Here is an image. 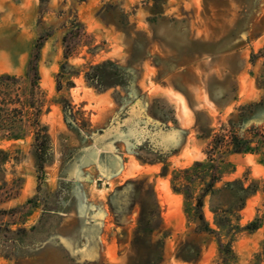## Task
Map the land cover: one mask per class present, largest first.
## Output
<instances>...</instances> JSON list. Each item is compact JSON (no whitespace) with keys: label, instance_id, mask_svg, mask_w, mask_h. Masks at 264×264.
<instances>
[{"label":"rangeland","instance_id":"rangeland-1","mask_svg":"<svg viewBox=\"0 0 264 264\" xmlns=\"http://www.w3.org/2000/svg\"><path fill=\"white\" fill-rule=\"evenodd\" d=\"M37 47L0 264H264V0H0V73Z\"/></svg>","mask_w":264,"mask_h":264},{"label":"trees","instance_id":"trees-1","mask_svg":"<svg viewBox=\"0 0 264 264\" xmlns=\"http://www.w3.org/2000/svg\"><path fill=\"white\" fill-rule=\"evenodd\" d=\"M39 61V47L34 52L27 72L24 76H17L9 73H0V138L19 139L25 135L23 127L31 114L30 109L35 108V102L33 100V94L35 89L38 87L40 74L38 70ZM106 66H114L112 62H106L91 67V71L86 74V78L90 85L97 88H101L105 84L106 78L109 73L107 72ZM38 123V122H36ZM238 143V142H237ZM234 151L242 152L245 151V147H239L236 144ZM215 174H212V179L208 182L205 194L214 193L213 186L215 183ZM234 182H229L228 185H233ZM240 189L244 193L241 198V203L238 205V209L242 208L245 197L249 195V190L240 183ZM203 197H200L197 201V210L199 218L202 222V229L209 232H216L212 229L208 222L205 220L202 212ZM222 226L221 223L218 222ZM248 227L256 228V224L252 223ZM221 246L223 244L221 243Z\"/></svg>","mask_w":264,"mask_h":264}]
</instances>
